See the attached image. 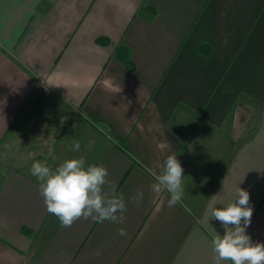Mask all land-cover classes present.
<instances>
[{
    "label": "crops",
    "instance_id": "crops-1",
    "mask_svg": "<svg viewBox=\"0 0 264 264\" xmlns=\"http://www.w3.org/2000/svg\"><path fill=\"white\" fill-rule=\"evenodd\" d=\"M169 155L174 207L150 188ZM80 157L107 168L123 223L47 211L32 164ZM237 187L264 243V0H0V264H217L211 209Z\"/></svg>",
    "mask_w": 264,
    "mask_h": 264
},
{
    "label": "clouds",
    "instance_id": "clouds-1",
    "mask_svg": "<svg viewBox=\"0 0 264 264\" xmlns=\"http://www.w3.org/2000/svg\"><path fill=\"white\" fill-rule=\"evenodd\" d=\"M75 143L73 150H79ZM49 148V155L52 154ZM184 169L176 155L167 156L163 171L152 173L154 183L151 191L170 194L168 206L181 203L184 196L182 186ZM31 174L40 181V194L44 198L47 211L55 215L62 227L68 228L83 218L102 222L123 223L126 211L125 200L117 195L115 185L107 180V168L100 164H88L83 157L63 161L54 169L46 162H34ZM105 191V185H110ZM143 198V192H137V200ZM249 192L237 187L236 199L222 208H212L211 216L224 228V235L216 233L212 245L217 264L231 261V264H264V243H254L246 230L251 224L253 207L249 203ZM230 225L232 227H230ZM118 234L126 236L124 228Z\"/></svg>",
    "mask_w": 264,
    "mask_h": 264
},
{
    "label": "trees",
    "instance_id": "trees-1",
    "mask_svg": "<svg viewBox=\"0 0 264 264\" xmlns=\"http://www.w3.org/2000/svg\"><path fill=\"white\" fill-rule=\"evenodd\" d=\"M142 10H144V11H148V12H150L152 15L155 14V10H154V9H151L150 7H142ZM101 41H102V40H100V42H101ZM98 42H99V41H98ZM210 52H211V48H210L209 46H206V45H201V46L199 47V49H198V53H199L200 55H208ZM115 53H116V56H117L118 60L122 61L130 71H133V70H134V68H133V66H132V64H131V62H130V60H129V58H128L129 52H128V49H127V48H124V47H122V48H117L116 51H115ZM99 127H100V126H99ZM100 128H101V127H100ZM101 129H102V130H101V131H102V132H101L102 134H104V135H108L107 132H105V130H104L103 128H101ZM111 141H112V143H114V145H116V147H117L120 151H122V153H124L126 156L130 157V155H129L128 152L125 150V148L123 147L122 144L116 142V141L113 140V139H112ZM130 158H131V157H130Z\"/></svg>",
    "mask_w": 264,
    "mask_h": 264
}]
</instances>
